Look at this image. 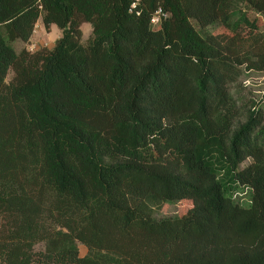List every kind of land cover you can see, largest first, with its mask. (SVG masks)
<instances>
[{
	"label": "trees",
	"instance_id": "16d2710c",
	"mask_svg": "<svg viewBox=\"0 0 264 264\" xmlns=\"http://www.w3.org/2000/svg\"><path fill=\"white\" fill-rule=\"evenodd\" d=\"M131 1L0 0V261L264 264V111L230 87L264 69V0ZM39 17L61 35L16 51Z\"/></svg>",
	"mask_w": 264,
	"mask_h": 264
},
{
	"label": "rangeland",
	"instance_id": "374dc122",
	"mask_svg": "<svg viewBox=\"0 0 264 264\" xmlns=\"http://www.w3.org/2000/svg\"><path fill=\"white\" fill-rule=\"evenodd\" d=\"M248 17L250 20L254 19L255 24L253 29L264 30V15L255 10H249ZM192 24L202 34L207 33H218L227 32V28L220 22L215 21L207 25L201 26L196 19H191ZM82 31V40L86 41L92 36V27L89 21H82L80 24ZM61 35V29L57 24L51 23L48 28H45L42 19L39 17L34 25L33 32L28 41H23L20 38L10 41V44L16 51L21 48L29 47L35 43V47L30 50L38 48H49L53 46L55 40ZM13 69L9 68L6 74V80H9L13 75ZM231 89L242 98L241 102L245 103L247 107L252 102H259L260 106L264 111V69L248 68L242 65L238 77L230 83ZM264 123V119H263ZM250 158H246L240 163V166L247 164ZM234 197L239 200L242 204L246 205L250 202L249 189L246 186H239L234 191ZM192 205V200L189 198H182L180 200L166 201L162 206L155 210V217L170 216V215H181L187 211ZM1 222V220H0ZM80 254H84L87 251L85 244L79 242ZM36 249L43 247V243L39 242L35 244ZM0 264L2 262L0 261Z\"/></svg>",
	"mask_w": 264,
	"mask_h": 264
},
{
	"label": "built area",
	"instance_id": "2783aa9c",
	"mask_svg": "<svg viewBox=\"0 0 264 264\" xmlns=\"http://www.w3.org/2000/svg\"><path fill=\"white\" fill-rule=\"evenodd\" d=\"M138 1L139 0H132L131 7H135ZM167 15L168 13L166 11L162 10L161 7H158L152 13L150 21L154 26H158L161 22L162 17H166ZM34 47H35V43H33L29 48L31 49Z\"/></svg>",
	"mask_w": 264,
	"mask_h": 264
}]
</instances>
